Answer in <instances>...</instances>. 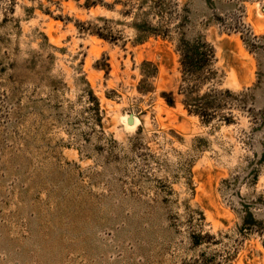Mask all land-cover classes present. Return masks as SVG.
<instances>
[{"label":"rangeland","instance_id":"rangeland-1","mask_svg":"<svg viewBox=\"0 0 264 264\" xmlns=\"http://www.w3.org/2000/svg\"><path fill=\"white\" fill-rule=\"evenodd\" d=\"M0 264H264V0H0Z\"/></svg>","mask_w":264,"mask_h":264},{"label":"water","instance_id":"water-1","mask_svg":"<svg viewBox=\"0 0 264 264\" xmlns=\"http://www.w3.org/2000/svg\"><path fill=\"white\" fill-rule=\"evenodd\" d=\"M128 122H129V123L131 122V118L128 119Z\"/></svg>","mask_w":264,"mask_h":264}]
</instances>
